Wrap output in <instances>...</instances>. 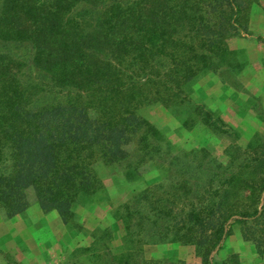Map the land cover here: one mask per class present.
<instances>
[{
    "label": "trees",
    "instance_id": "obj_1",
    "mask_svg": "<svg viewBox=\"0 0 264 264\" xmlns=\"http://www.w3.org/2000/svg\"><path fill=\"white\" fill-rule=\"evenodd\" d=\"M258 1L0 0V43L29 50L27 59L44 72L41 90L57 96L31 107L18 73L23 62L0 49L4 217L36 202L67 222L75 202L101 187L93 168L96 148L106 161L126 158L138 130L157 133L139 115L143 105H182L201 72L226 65L230 71L228 43L249 34V14ZM204 113L222 131L221 119ZM234 148L228 162L213 160L203 168L202 190L185 185L173 201L152 199V214L137 223L146 242L193 244L201 262L213 264L231 223L240 222L243 239L264 253V137L255 147ZM176 199L183 204L174 206ZM126 229L131 235L130 222ZM132 259L122 263L158 264Z\"/></svg>",
    "mask_w": 264,
    "mask_h": 264
},
{
    "label": "rangeland",
    "instance_id": "obj_2",
    "mask_svg": "<svg viewBox=\"0 0 264 264\" xmlns=\"http://www.w3.org/2000/svg\"><path fill=\"white\" fill-rule=\"evenodd\" d=\"M252 12L263 14L264 0L253 4L249 23ZM258 22L261 21L256 20L257 26ZM257 35L249 29L248 35L230 39L232 69L229 71L226 65L216 72H201L191 84L184 104L166 107L156 101L143 105L138 113L157 133L146 126L138 130L126 158L109 162L101 149L96 148L93 168L101 187L75 202L74 215L67 222L60 219L56 226V218L49 217L52 226H48L45 216L52 210L42 214L35 210L36 202L29 204L26 208L29 211L10 218L0 212V224L15 218L17 228H21L25 221L32 222L33 228L37 227L38 239L37 243L31 236L21 237L16 247L4 252L0 249V264H123L126 259L131 263L132 256L158 264H203L193 244L174 239L146 242L137 223L145 220L142 215L152 214V207L156 206L151 203L152 199L162 196L173 201L172 194L181 192L185 185L202 190L203 168L209 161L226 163L233 157L234 146L246 149L261 142L264 137L261 113L264 110V40L258 41ZM0 49L23 62L18 73L30 91L31 107L56 101L57 96L41 90L45 78L39 79V74L44 72L27 59L29 50L13 45L4 47L1 43ZM203 111L221 119L222 131L205 121ZM242 193L246 195L248 189ZM245 201L251 202L248 198ZM173 204L183 203L176 199ZM136 206L139 212L135 211ZM40 218L44 219L42 223ZM128 222L131 235L126 229ZM224 261L226 264H264V253L243 239L240 222L231 223L223 247L213 254V264Z\"/></svg>",
    "mask_w": 264,
    "mask_h": 264
},
{
    "label": "crops",
    "instance_id": "obj_3",
    "mask_svg": "<svg viewBox=\"0 0 264 264\" xmlns=\"http://www.w3.org/2000/svg\"><path fill=\"white\" fill-rule=\"evenodd\" d=\"M252 12V16H250V30H252L254 33L257 34H263L264 33V13L259 15L256 13ZM256 20H260L261 22H258V26L256 25ZM35 209V208H32ZM40 210L42 214L43 210L38 206V208H36L35 210L37 211ZM26 212L29 211V208L25 210ZM21 214V213H19ZM19 214H16L14 216H17ZM48 215H46L45 217L47 218L46 224H48V226H52V224L50 223V219L49 217H54L56 218L55 223L57 226V222L56 221H60V216L58 214V212L56 210H52L50 213H47ZM15 218L12 219H8L7 221H3L0 224V249L4 252V251H8L9 249H12L13 247H16L18 245V242L21 241L20 238H27L28 236H31L32 239L38 243V239L36 238V233H37V227L33 228V224L32 222H27L25 221L22 225L21 228H17V224H15ZM59 219V220H58ZM44 219L40 218V223H42ZM62 222V220H61ZM40 244V243H39ZM38 244V245H39ZM37 245V244H36ZM24 247H26V244H24ZM32 254H28V257H33L30 256ZM27 258V257H26ZM201 264V263H199Z\"/></svg>",
    "mask_w": 264,
    "mask_h": 264
}]
</instances>
